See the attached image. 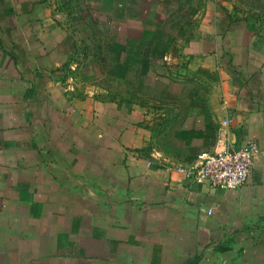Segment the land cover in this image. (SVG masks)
<instances>
[{
    "label": "crops",
    "instance_id": "crops-1",
    "mask_svg": "<svg viewBox=\"0 0 264 264\" xmlns=\"http://www.w3.org/2000/svg\"><path fill=\"white\" fill-rule=\"evenodd\" d=\"M197 1L165 50L179 0H0V264H264V0ZM250 141L240 188L181 171Z\"/></svg>",
    "mask_w": 264,
    "mask_h": 264
},
{
    "label": "built area",
    "instance_id": "built-area-1",
    "mask_svg": "<svg viewBox=\"0 0 264 264\" xmlns=\"http://www.w3.org/2000/svg\"><path fill=\"white\" fill-rule=\"evenodd\" d=\"M224 124H228V121ZM259 154L257 143L250 141L241 148L228 147L220 152L202 153L197 157L198 165L194 169H177L185 172L188 179L207 183L212 187L237 189L250 177ZM209 214H212V210Z\"/></svg>",
    "mask_w": 264,
    "mask_h": 264
},
{
    "label": "rangeland",
    "instance_id": "rangeland-1",
    "mask_svg": "<svg viewBox=\"0 0 264 264\" xmlns=\"http://www.w3.org/2000/svg\"><path fill=\"white\" fill-rule=\"evenodd\" d=\"M201 1V0H200ZM200 2H198L197 0H179V4H175L173 5L172 3L169 4L168 6L165 7H159V13L164 16L167 17V19H165L164 21L160 20L158 26H159V32L157 34V39H152V38H147L144 40L143 43V47L145 45H152V46H158V47H162L163 49L165 48V50H167L168 48L171 49L172 46L174 48H177L178 46H180L182 44V41H184L185 39L183 38L184 35H182V30H193V26L194 23H192V21H190V19H193V14H195L197 11H202V5H199ZM198 7V8H197ZM255 9V8H252ZM260 10V9H259ZM250 13H260V15L264 14L263 10H260L259 12H257V10H248ZM261 15V16H262ZM160 16V18H161ZM264 16V15H263ZM79 27L81 26V24H78ZM96 40H94L95 42ZM80 42V47H84V42L85 40H79ZM96 46V43H95ZM152 56L154 57L155 55L148 53L142 54V63L143 65H146L151 61ZM84 61V59H83ZM145 67V66H144ZM101 72L100 70H98L96 73L97 78L102 77L101 76ZM150 75H152V73H150ZM151 78V77H150ZM98 79V80H99ZM100 82V81H99ZM80 85L86 86L84 81H80L79 82ZM101 84V82H100ZM114 86L116 87V85L114 84ZM98 88V87H97ZM90 91H94L93 89H96L94 87L89 88Z\"/></svg>",
    "mask_w": 264,
    "mask_h": 264
}]
</instances>
